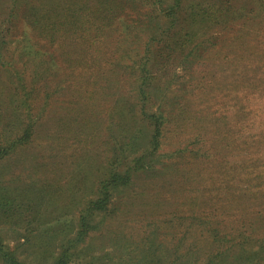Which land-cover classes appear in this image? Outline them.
Segmentation results:
<instances>
[{"label": "rangeland", "instance_id": "374dc122", "mask_svg": "<svg viewBox=\"0 0 264 264\" xmlns=\"http://www.w3.org/2000/svg\"><path fill=\"white\" fill-rule=\"evenodd\" d=\"M7 1L0 0V28L11 26ZM39 1L48 13L58 6L75 17L78 31L51 43L19 21L13 39L28 45L30 65L41 57L51 67L24 88L17 62H0V141L35 124L30 141L0 160V201L5 193L16 201L0 205L6 243L34 263L74 237L97 197L110 115L114 109L121 121L124 105L136 104L148 43L159 82L152 91L170 119L160 151L201 146L207 155L184 173L136 170L110 190L76 246L78 261L204 264L221 250L245 264L258 252L264 264V0ZM141 124L130 121L119 137L134 140L129 158L142 151Z\"/></svg>", "mask_w": 264, "mask_h": 264}, {"label": "trees", "instance_id": "16d2710c", "mask_svg": "<svg viewBox=\"0 0 264 264\" xmlns=\"http://www.w3.org/2000/svg\"><path fill=\"white\" fill-rule=\"evenodd\" d=\"M40 4L39 0H8L5 3L6 16L5 20L11 24V26H4L0 28V62H5V56L8 59L16 61L17 65L14 67L13 72L17 76L19 81V88H24L28 84H33L38 78H45L48 70L51 69L49 61L47 59L39 58L35 65H30V59H27V55L30 53L28 45L22 44L18 41L15 43L14 33L18 30L17 25L19 21H28L32 25L39 36L47 38L48 42L53 43L56 37L62 34L64 37H74L78 29L72 28L75 26V17L72 19L66 18V13L62 12L60 7H56L57 10H52L48 13V10L38 7ZM70 15H74L71 13ZM102 19L104 16H100ZM3 19H1L2 21ZM0 21V22H1ZM64 27L66 31L62 30ZM15 28V30H14ZM167 29V27H165ZM164 28V29H165ZM12 43L14 47L8 49L6 44ZM147 44L144 46L143 56L141 57L142 62L139 65L137 86L133 89L135 93L136 104L129 103L124 105L125 115L119 117L121 121L115 120V114L117 111L113 109V113L110 115V140L107 146V154L103 158L99 166L100 176L97 179V197L95 200H91L88 203L86 209L81 215L79 227L73 238H70L67 244L61 243L59 250L54 252L48 250L46 253L36 255L34 263H30L27 260V255L21 257L19 247H11L6 243L3 235L0 232V264H81L78 261L79 255L75 251L77 244L82 241L84 235L90 229L91 216L95 210L104 208L107 197H109V191L113 188L129 182L132 177V173L139 169H151L158 173L162 170H171L176 173L190 171L193 167V161L203 158L207 155V151H200L199 148L187 149L183 147L181 149L168 152L169 155H164L160 151L163 146V138L165 127L169 118L164 114L165 112L161 109L162 98L157 97V94L153 93L152 89L159 83L154 82L151 77L153 72L154 61H151V52H147ZM183 44H187L183 43ZM6 46V47H5ZM139 52L136 53L138 55ZM50 60V59H49ZM2 62V64H3ZM47 71V72H46ZM127 97H124V101ZM135 106L138 108L135 109ZM174 118H171L173 120ZM140 120L143 122L141 126L145 130V139H143L142 151L132 157H128V153L133 149L134 140H130L126 143L123 141L122 144L118 142L119 137L124 134L123 132L129 127L130 121ZM35 130L34 121H27L23 129L21 136H16L10 139H3L0 141V160L10 155L16 147L20 144H26L32 138ZM115 130L118 132L115 133ZM157 151L158 154L155 159H147V153ZM190 151L188 154H185ZM179 152V153H178ZM201 153L205 154L202 155ZM174 161L168 162L166 160ZM104 170L102 171V168ZM97 168V167H96ZM154 173V172H153ZM103 182V183H102ZM102 183V185L100 184ZM100 184V185H99ZM7 189L3 190L6 191ZM2 204H16L13 200V196L10 193H5L0 201ZM27 241V240H26ZM255 256L259 257L260 253L253 252ZM252 255H247L249 260ZM253 258L252 263L258 264L259 258ZM231 262V256L229 253H221V250L217 251L213 257H208L204 264H245L241 262L237 257L233 258Z\"/></svg>", "mask_w": 264, "mask_h": 264}]
</instances>
